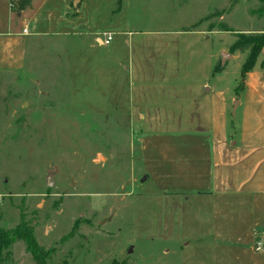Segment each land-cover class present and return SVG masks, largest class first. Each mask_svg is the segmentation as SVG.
I'll return each mask as SVG.
<instances>
[{
    "label": "rangeland",
    "instance_id": "374dc122",
    "mask_svg": "<svg viewBox=\"0 0 264 264\" xmlns=\"http://www.w3.org/2000/svg\"><path fill=\"white\" fill-rule=\"evenodd\" d=\"M207 1L128 0L132 28L171 30L179 18L201 16L208 7L225 17L210 19L211 30H264V18L254 14L259 0H234L230 12L231 0ZM112 3L109 19L97 27L101 36L112 32L127 4ZM234 38L215 37L214 46L230 48ZM90 39L33 38L24 68L0 71V229L28 227L49 252L46 264H210V198L164 193L152 184L125 72L116 69L106 81L104 48ZM228 62L225 80L239 76L241 86L243 61ZM4 257L3 264H36L23 241Z\"/></svg>",
    "mask_w": 264,
    "mask_h": 264
},
{
    "label": "crops",
    "instance_id": "0c3cea01",
    "mask_svg": "<svg viewBox=\"0 0 264 264\" xmlns=\"http://www.w3.org/2000/svg\"><path fill=\"white\" fill-rule=\"evenodd\" d=\"M125 1L112 32L102 34L113 37L104 46L97 27L109 19L112 0H32L21 13L0 0V71L22 70L33 38H92L104 48L105 80H113L116 69L125 72L130 112L145 131L141 157L152 184L164 193L210 198V264H264V50L237 95L239 76L231 84L224 78L229 62L214 74L216 57L230 48L213 42L263 30H211L203 19L222 10L208 7L201 16L179 18L171 30H138ZM229 55L242 65L247 57Z\"/></svg>",
    "mask_w": 264,
    "mask_h": 264
},
{
    "label": "trees",
    "instance_id": "16d2710c",
    "mask_svg": "<svg viewBox=\"0 0 264 264\" xmlns=\"http://www.w3.org/2000/svg\"><path fill=\"white\" fill-rule=\"evenodd\" d=\"M11 1V8L13 11L17 13H21L22 11L26 10L30 5L32 0H10ZM260 8L254 11V14L260 18H264V0H259ZM236 5L234 0H231V6L229 9ZM226 13V12H225ZM223 11H215L214 13L210 14L203 21H209L213 17H223ZM221 31H230L227 26H223ZM264 50V30L259 33H251V34H236V40L232 44L229 49V53L234 55L235 53L239 52L242 54L247 53L246 60L242 65L241 69V78L243 80L244 76L251 72L255 67V64L261 55L262 51ZM227 66V65H226ZM222 64L218 63L215 66L214 74L217 75L224 71L225 67ZM242 85L236 88V94L238 95L239 91L241 90ZM231 123L236 121V117L231 116ZM17 241H23L26 244L27 252L32 256L33 260L36 264H46L45 260L49 255V252L44 251L38 244L33 234L28 227L22 226L14 230H3L0 229V264L4 263L5 259V252L10 249V247L15 244Z\"/></svg>",
    "mask_w": 264,
    "mask_h": 264
},
{
    "label": "water",
    "instance_id": "95a60500",
    "mask_svg": "<svg viewBox=\"0 0 264 264\" xmlns=\"http://www.w3.org/2000/svg\"><path fill=\"white\" fill-rule=\"evenodd\" d=\"M231 58V56L229 55V54H227V53H224L223 54V57H222V64H223V66L225 65V63H226V61L228 60V59H230ZM237 105H238V102H236L235 104H234V107H235V109L237 108ZM54 171H51L50 173H49V175H48V178H47V186L48 187H53L54 186V183H53V175H54Z\"/></svg>",
    "mask_w": 264,
    "mask_h": 264
},
{
    "label": "built area",
    "instance_id": "2783aa9c",
    "mask_svg": "<svg viewBox=\"0 0 264 264\" xmlns=\"http://www.w3.org/2000/svg\"><path fill=\"white\" fill-rule=\"evenodd\" d=\"M24 33H27V31L25 30ZM103 36H104L103 38H99L102 45H104V46L110 45L112 40H113V37L111 35H107V34H104ZM258 250H259V248H258Z\"/></svg>",
    "mask_w": 264,
    "mask_h": 264
}]
</instances>
